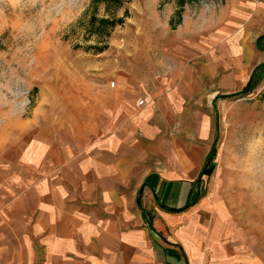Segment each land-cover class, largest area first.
I'll list each match as a JSON object with an SVG mask.
<instances>
[{
	"label": "rangeland",
	"instance_id": "1",
	"mask_svg": "<svg viewBox=\"0 0 264 264\" xmlns=\"http://www.w3.org/2000/svg\"><path fill=\"white\" fill-rule=\"evenodd\" d=\"M261 65L264 0H0V182L31 146L68 143L99 119L125 80L152 113L145 147L203 164L213 146L206 207L220 206L225 232L244 230L264 260Z\"/></svg>",
	"mask_w": 264,
	"mask_h": 264
},
{
	"label": "crops",
	"instance_id": "2",
	"mask_svg": "<svg viewBox=\"0 0 264 264\" xmlns=\"http://www.w3.org/2000/svg\"><path fill=\"white\" fill-rule=\"evenodd\" d=\"M107 96L99 119L92 113L68 143L31 146L27 166L0 182V264H264L244 230L225 232L220 206L207 209L212 147L203 164L150 144L146 155L151 111L125 80Z\"/></svg>",
	"mask_w": 264,
	"mask_h": 264
},
{
	"label": "trees",
	"instance_id": "3",
	"mask_svg": "<svg viewBox=\"0 0 264 264\" xmlns=\"http://www.w3.org/2000/svg\"><path fill=\"white\" fill-rule=\"evenodd\" d=\"M260 38H262V37H260ZM260 38H259V40H260ZM262 67L264 68V65H261L259 68H262ZM256 72H257V69L252 74V76H251V78L249 80V83H248V86L249 87L248 88H251V87H253L255 85V82H256L257 78L259 77ZM214 156H215V152H214V148L212 146V148H211V150H210V152H209V154H208V156L206 158V164H205V166H204V168L202 170L201 175H205V176H210L211 175V173H212V166H209V164H210L211 160L214 158ZM186 208H187V205H185V206H183V207H181L179 209H176L175 211L180 212V211H182V210H184Z\"/></svg>",
	"mask_w": 264,
	"mask_h": 264
},
{
	"label": "built area",
	"instance_id": "4",
	"mask_svg": "<svg viewBox=\"0 0 264 264\" xmlns=\"http://www.w3.org/2000/svg\"><path fill=\"white\" fill-rule=\"evenodd\" d=\"M111 86H114V83H112V84H111ZM137 104H138V106H142V105H143V101H142V100H140V101H138V103H137Z\"/></svg>",
	"mask_w": 264,
	"mask_h": 264
}]
</instances>
